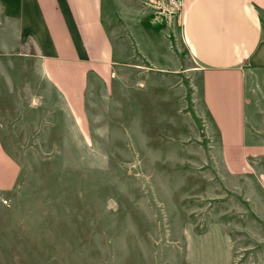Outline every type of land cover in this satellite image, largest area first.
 <instances>
[{"label": "rangeland", "instance_id": "rangeland-1", "mask_svg": "<svg viewBox=\"0 0 264 264\" xmlns=\"http://www.w3.org/2000/svg\"><path fill=\"white\" fill-rule=\"evenodd\" d=\"M127 1L139 47L129 41L112 92L89 93L77 123L18 0H0V143L18 168L0 189V264H264V97L262 152L230 174L179 14Z\"/></svg>", "mask_w": 264, "mask_h": 264}, {"label": "crops", "instance_id": "crops-1", "mask_svg": "<svg viewBox=\"0 0 264 264\" xmlns=\"http://www.w3.org/2000/svg\"><path fill=\"white\" fill-rule=\"evenodd\" d=\"M17 4L30 26L43 78L71 117L84 121L88 94L96 89L111 93L124 58L132 56L129 41L142 34L133 29L137 21L143 27L142 16L127 0ZM179 23L186 52L199 66L202 105L225 167L230 174L244 175L251 169L246 159L253 160L263 149L253 139L259 125L254 98L264 97V0H182ZM135 45L139 47L138 41ZM17 173L0 143V189L12 188Z\"/></svg>", "mask_w": 264, "mask_h": 264}, {"label": "built area", "instance_id": "built-area-1", "mask_svg": "<svg viewBox=\"0 0 264 264\" xmlns=\"http://www.w3.org/2000/svg\"><path fill=\"white\" fill-rule=\"evenodd\" d=\"M157 9H165L169 13H180L182 7V0H157L154 4Z\"/></svg>", "mask_w": 264, "mask_h": 264}]
</instances>
